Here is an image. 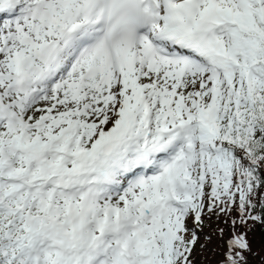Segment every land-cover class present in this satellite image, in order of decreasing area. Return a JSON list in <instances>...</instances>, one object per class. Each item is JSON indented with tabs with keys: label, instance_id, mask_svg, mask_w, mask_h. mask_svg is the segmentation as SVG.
Wrapping results in <instances>:
<instances>
[{
	"label": "snow or ice",
	"instance_id": "snow-or-ice-1",
	"mask_svg": "<svg viewBox=\"0 0 264 264\" xmlns=\"http://www.w3.org/2000/svg\"><path fill=\"white\" fill-rule=\"evenodd\" d=\"M213 239L264 264V0H0V264Z\"/></svg>",
	"mask_w": 264,
	"mask_h": 264
},
{
	"label": "trees",
	"instance_id": "trees-1",
	"mask_svg": "<svg viewBox=\"0 0 264 264\" xmlns=\"http://www.w3.org/2000/svg\"><path fill=\"white\" fill-rule=\"evenodd\" d=\"M257 247L259 246V231L256 233ZM219 241L216 242V246H214V250L218 249ZM201 259V264H215L216 257L213 256V251L211 253L201 252L199 255ZM214 261L213 263H211Z\"/></svg>",
	"mask_w": 264,
	"mask_h": 264
},
{
	"label": "rangeland",
	"instance_id": "rangeland-1",
	"mask_svg": "<svg viewBox=\"0 0 264 264\" xmlns=\"http://www.w3.org/2000/svg\"><path fill=\"white\" fill-rule=\"evenodd\" d=\"M201 242H203V237L201 238ZM216 242L217 240L213 239V241H211L209 244H208V247L207 249H205L203 252L204 253H211L212 251H214V246H216ZM198 254L200 255L201 252H199L198 250ZM214 261H212L211 263H213Z\"/></svg>",
	"mask_w": 264,
	"mask_h": 264
}]
</instances>
